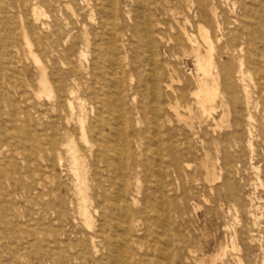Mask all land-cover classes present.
<instances>
[{
  "label": "bare ground",
  "instance_id": "bare-ground-1",
  "mask_svg": "<svg viewBox=\"0 0 264 264\" xmlns=\"http://www.w3.org/2000/svg\"><path fill=\"white\" fill-rule=\"evenodd\" d=\"M13 1L19 7L31 8L30 17L19 16L25 38L27 33L45 25L41 23L43 4L77 16L75 0ZM99 1L85 0L95 26L90 34L84 26L79 36L86 44L75 56L76 45L64 43L65 68L60 77L37 61L39 74L37 88L32 90L36 100L33 106L25 107L27 98L18 91L21 85L14 73L21 66L19 49L6 55L2 45L0 103L20 105L13 116L27 119L32 113L36 126L52 129L56 135L59 121L70 125L74 117L78 119L84 149H78L74 138L62 146L67 149L70 170L80 177L78 191L82 198L78 209L83 225L88 229L97 227L90 237L91 250L98 254L103 245L108 251V264H174L177 242L167 229L144 248L132 244L140 231L138 220L133 219L139 174L148 163L154 181L152 200L159 201V206H152L165 227L170 221L164 202L165 182L170 174L164 151L173 152L169 161L171 174L192 168L197 174L198 166L203 172L202 189H208L213 200L204 195L201 211L215 210L234 218L233 226L224 224L223 241H217L220 244L213 253L208 252L212 239L208 238L197 251L191 250L190 259L195 264H245L242 234L247 223L240 195L233 188L232 169L240 171L238 159L249 149L251 162L257 161L252 166L258 192L247 198L248 212L255 218L254 226L260 228L256 211L261 209L257 201H264V189L259 192L260 186L264 188V171L259 166V154L264 158V0H131L127 20L135 39L134 60L124 55L125 44L112 29L117 0H103L104 4ZM71 25L69 38L76 28L74 23ZM92 40L106 71L100 75L102 82L97 81L99 87L88 95L83 76L91 71L93 58H89L86 47ZM126 98L133 109L124 104ZM52 151L62 165L61 151ZM185 157H193L195 163L190 164ZM115 166L118 171L112 176L111 168ZM91 171L94 186L87 182ZM104 172L106 181H113L116 190L110 217L117 229L110 234L104 229L106 217L98 200L103 196L98 192L105 193ZM224 179L229 189L227 198L216 191ZM131 184L136 193L130 206L127 195ZM91 191L97 192L98 197ZM95 215L98 225L93 223ZM104 236H108L109 243L104 242ZM133 251L139 256L138 262L132 259ZM261 251L264 256V244ZM249 264L254 263L249 260Z\"/></svg>",
  "mask_w": 264,
  "mask_h": 264
},
{
  "label": "rangeland",
  "instance_id": "rangeland-1",
  "mask_svg": "<svg viewBox=\"0 0 264 264\" xmlns=\"http://www.w3.org/2000/svg\"><path fill=\"white\" fill-rule=\"evenodd\" d=\"M75 1L76 17H73L70 11L43 4L41 7L44 16L41 17V23L45 25L27 33L25 38L21 31L19 16L22 14L30 17V6L19 7L13 0H0V48L3 45L6 55L16 48L20 51L18 61L21 66L14 74L17 83L21 85L18 91L22 97L27 98L28 105L24 104L25 107L36 103L32 90L37 88L39 74L37 61L49 67L55 77H60V71L65 68L63 49L66 42L68 41L72 46L76 45L75 56L86 44L79 36L83 34L84 26H87L89 34L93 32L95 24L91 8L85 0ZM103 2V0L99 1V3ZM131 5V0H117L116 18L111 22L113 31L118 32V39L123 40L125 44L124 55L127 54L129 60H134L136 59L135 39L133 40V33L129 31L131 23L127 20ZM72 23L76 28L69 38L68 31H71ZM123 34L126 38L121 37ZM86 50L88 56L90 55L89 58H93L91 71H88L91 76L88 72L83 76L84 91L86 89L89 95L94 88L99 87L97 81L102 82L100 75L106 70L102 57L97 55L93 40ZM74 63L78 67L75 58ZM84 65L87 68L88 64L84 63ZM82 94L84 96L85 93L82 91ZM124 104L128 109H133L129 99H124ZM19 106L0 103V152L3 151V154L0 153V264H108V251L103 245L99 247L98 254H93L91 250L90 237L95 235L94 230H97V227L88 229L83 225V218L79 215L78 209L82 198L78 191L81 184L80 177L70 170L72 168L67 149L62 146L67 140L74 138L78 149L81 151L84 149L78 119L74 117L70 125L59 121L57 124L59 132L56 135L52 129L42 128L40 124L36 126L32 113L27 119L13 116V111ZM55 115L56 118L59 117V113ZM34 146L38 147L37 150ZM53 149L61 151L62 165L59 163V158L55 157ZM259 155L262 159L259 166L264 171V158ZM163 156L170 173L165 182L166 200L164 201L170 214V221L165 227L152 206H159V201L157 203L152 200L154 181L148 163L141 167L139 174L140 184L137 194L139 197L136 196L137 204L133 210V219L138 220L140 231L133 237L132 244L144 248L152 238L157 234H163L167 229L177 242L174 247L176 255L174 264H195L189 256L191 250L197 251L202 242L205 244L208 238H212L211 241L209 240L208 252L213 253L220 244L217 241H223L224 224L233 226L234 218L219 214L221 212L215 210L201 211L199 206H205L204 195L210 200L213 199L208 189L205 191L202 189L205 183L199 166L196 168L197 174L194 168L180 171L179 174H171L169 161L173 158V152L164 151ZM184 160L190 164L195 163L193 157H185ZM238 160L242 167L240 171L234 167L232 177L233 188L240 195L239 200L243 204L244 219L247 223V230L242 234L244 235L243 259L245 264H249V260L254 264H264L263 251H261V244H264V201H257V206L261 205V209L256 211L262 223L260 228L254 226L255 218L248 212L250 207L247 202V198L253 197L258 192V182L252 166H256L257 161L251 162L249 149ZM111 169L110 175L113 176L118 171V167ZM92 174L93 171L90 172L87 182L94 186L95 183L90 178ZM106 176L107 173L104 172L102 186L105 188V193L99 191L98 194L103 196L98 200L106 217L104 229L110 234L117 229V224L111 221L110 217V205L116 190L114 182H107ZM225 180L216 186L217 194L222 198H227L229 194ZM175 183H178V186ZM262 183L264 184V180ZM134 188L132 184L128 188L127 200L130 206L132 196L136 193ZM263 189V186H260L259 192ZM94 193L95 197H98L97 192ZM94 193L91 191L92 195ZM97 219L95 215L94 225H98ZM149 227L152 229L149 230ZM103 239L105 243H109L108 236H104ZM132 255L133 261L136 259L138 262L137 252L133 251ZM230 261L233 262L231 257Z\"/></svg>",
  "mask_w": 264,
  "mask_h": 264
}]
</instances>
